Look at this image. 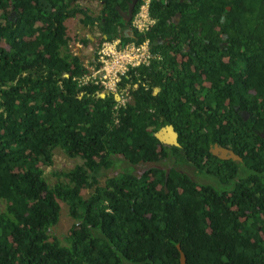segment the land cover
<instances>
[{
  "label": "trees",
  "instance_id": "trees-1",
  "mask_svg": "<svg viewBox=\"0 0 264 264\" xmlns=\"http://www.w3.org/2000/svg\"><path fill=\"white\" fill-rule=\"evenodd\" d=\"M78 1L0 0V264H180L177 245L185 264H264V0H153L144 36L118 14L130 0H98L96 16ZM75 16L100 45L157 43L158 58L121 83L136 85L124 106L77 85L87 67L68 47ZM167 124L181 148L153 136ZM210 143L241 160L212 156ZM55 148L82 164L49 185L41 167ZM119 156L131 171L97 185ZM145 163L166 165V181L157 167L134 173ZM58 201L75 221L65 244L48 234Z\"/></svg>",
  "mask_w": 264,
  "mask_h": 264
},
{
  "label": "built area",
  "instance_id": "built-area-1",
  "mask_svg": "<svg viewBox=\"0 0 264 264\" xmlns=\"http://www.w3.org/2000/svg\"><path fill=\"white\" fill-rule=\"evenodd\" d=\"M139 4L135 13L132 14L129 21V34L136 33L143 35L155 23L151 16L150 5L153 0H138ZM132 39L125 44H120L119 39L103 42L96 50V62L87 65L86 72L77 79L79 87L85 85H94L100 87L103 91L100 95L111 93L117 101L116 108L124 106L130 100V90L136 85L121 83L127 78L128 73L136 67L148 65L152 60L158 58L148 38L144 37L140 41ZM117 123V119L115 120Z\"/></svg>",
  "mask_w": 264,
  "mask_h": 264
},
{
  "label": "rangeland",
  "instance_id": "rangeland-1",
  "mask_svg": "<svg viewBox=\"0 0 264 264\" xmlns=\"http://www.w3.org/2000/svg\"><path fill=\"white\" fill-rule=\"evenodd\" d=\"M78 3L80 5L85 6L88 9L89 14L92 16L98 15L101 9V2H99L98 0H79ZM78 19L79 16H75L73 18L66 20L65 22L68 29L67 34L72 39V41L69 42L70 45L69 50L75 51L72 43H76L79 39L86 36L92 38V40L90 41V46L98 47L100 45V37L98 32L95 30H89L87 27H84L82 24L79 23ZM87 57L88 60L90 56L87 55ZM85 58L86 57H84V59ZM154 93H156V90H154ZM114 158H112L114 161L113 166L109 169H104L100 172L97 179V185L103 186L107 179L116 176L118 173L122 172L123 170L131 171V166H128V164L121 159V156ZM80 164H82V160L79 157L69 158L64 154L62 149L55 148L52 154L51 166H42L41 170L47 183L49 185H54L60 182L61 183L67 182L66 178L58 176L60 172H66L72 169L75 165H80ZM166 167L167 166H164V168ZM146 168H148L147 164H141L135 168L134 173L140 174ZM186 170L192 171L190 168H186ZM200 183H207V182L204 180V181H200ZM91 192L92 189H84L82 190L81 195L83 198H87ZM58 203L60 206L59 218L57 223L53 225L48 232L50 236L49 240L56 238L62 244H65V237L67 236L68 231L75 223V221L69 214L68 205L62 201H58ZM3 208H4V203L0 202V210H2Z\"/></svg>",
  "mask_w": 264,
  "mask_h": 264
},
{
  "label": "water",
  "instance_id": "water-1",
  "mask_svg": "<svg viewBox=\"0 0 264 264\" xmlns=\"http://www.w3.org/2000/svg\"><path fill=\"white\" fill-rule=\"evenodd\" d=\"M138 0H130L128 3L127 9L125 11H121L117 7V11L119 16L127 23L130 21L134 6ZM128 32H130V29H128ZM157 43H152L151 47H155ZM65 77H67V74H64ZM156 91H158V88H155ZM101 97H104V95H100ZM153 136L156 138V140L167 146H174V147H180L179 143L177 142V134L174 131L172 125H164L160 127L157 131L153 133ZM212 154L216 156L220 160H233V161H240L241 158L236 155L232 150L224 147L215 146L214 150L212 151ZM177 249L179 251V261L180 264H185V256L184 253L181 251L179 245H177Z\"/></svg>",
  "mask_w": 264,
  "mask_h": 264
},
{
  "label": "flooded vegetation",
  "instance_id": "flooded-vegetation-1",
  "mask_svg": "<svg viewBox=\"0 0 264 264\" xmlns=\"http://www.w3.org/2000/svg\"><path fill=\"white\" fill-rule=\"evenodd\" d=\"M213 78V77H212ZM135 88H136V86H135ZM159 90V89H158ZM158 91H156V93H157ZM156 93H154V91H153V94H156ZM190 98L189 97H186V100H189ZM130 100H131V98H130ZM181 103H182V101H180ZM179 107H177V109H175V110H171L173 113H175V114H177L178 112L177 111H179ZM236 109H238V107H236ZM239 115L243 118V120H246L248 117H249V115H248V113L246 112V111H244L243 109H241V108H239ZM172 127H173V129H174V126L172 125ZM157 131V130H156ZM174 131L176 132V134H177V142L179 143V145H180V147H178V148H181V144H180V142H179V131H177V130H175L174 129ZM163 145V144H162ZM163 146H167V145H163ZM215 146H219L217 143H210V144H208V150H209V152L211 153V155L212 156H214L213 154H212V151L214 150V148H215ZM168 147H170V146H168ZM219 147H222V146H219ZM216 157V156H215ZM217 158V157H216ZM165 160H167V165H169V167L170 166H175V159L174 158H172V157H166L165 158ZM145 164H147V167L148 168H152V167H157V168H159V169H162V170H165V181H166V179H167V176H168V173H169V169L166 167V168H164V166H166V165H164V164H156V163H145ZM136 168V166L134 167V169ZM175 170L177 171V172H179L180 174L181 173H184V174H186L190 179H192L193 181H195V182H199L200 183V181H206V182H209L208 181V179L205 177V176H203L201 173H200V171L199 170H197L196 168H194V166H192V165H190V164H178V165H176L175 167ZM186 168H190L192 171H188V170H186ZM204 184V183H203Z\"/></svg>",
  "mask_w": 264,
  "mask_h": 264
},
{
  "label": "crops",
  "instance_id": "crops-1",
  "mask_svg": "<svg viewBox=\"0 0 264 264\" xmlns=\"http://www.w3.org/2000/svg\"><path fill=\"white\" fill-rule=\"evenodd\" d=\"M86 38H88L89 39V41H91L92 40V38L91 37H89V36H86ZM104 38V37H103ZM73 44V46H74V49H75V51H70L71 53H73V54H76V55H78V56H80L81 57V59H82V62H83V65L84 66H86L87 67V65H89V64H92L93 62H94V59H95V47L94 46H90V43H89V45L88 46H86V47H84V46H82L79 42H76V43H72ZM70 46V45H69ZM68 46V47H69ZM72 46V47H73ZM87 55H89L90 56V58L87 60ZM84 57H86L85 59H84ZM155 90V89H154ZM115 98V97H114ZM116 99V98H115Z\"/></svg>",
  "mask_w": 264,
  "mask_h": 264
}]
</instances>
